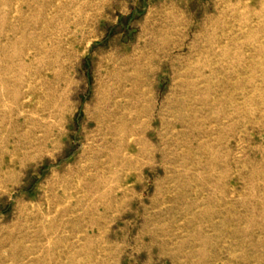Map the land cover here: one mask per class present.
<instances>
[{"label":"rangeland","instance_id":"374dc122","mask_svg":"<svg viewBox=\"0 0 264 264\" xmlns=\"http://www.w3.org/2000/svg\"><path fill=\"white\" fill-rule=\"evenodd\" d=\"M0 264H264V0H0Z\"/></svg>","mask_w":264,"mask_h":264},{"label":"bare ground","instance_id":"6f19581e","mask_svg":"<svg viewBox=\"0 0 264 264\" xmlns=\"http://www.w3.org/2000/svg\"><path fill=\"white\" fill-rule=\"evenodd\" d=\"M33 98V97H32ZM15 108L14 107H10V109H9V111H10V113H14L15 112Z\"/></svg>","mask_w":264,"mask_h":264}]
</instances>
